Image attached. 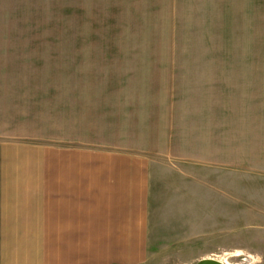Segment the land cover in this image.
Segmentation results:
<instances>
[{"label": "crops", "instance_id": "crops-1", "mask_svg": "<svg viewBox=\"0 0 264 264\" xmlns=\"http://www.w3.org/2000/svg\"><path fill=\"white\" fill-rule=\"evenodd\" d=\"M86 3L104 4H67ZM38 7L0 0V22L38 20ZM22 33L0 28V264L142 261L160 175L215 148L207 106L197 112L179 93V62L130 66L124 85L101 72L57 77L49 59L41 67L38 48L4 44ZM227 113L225 222L239 213L247 229H264V187L232 188L244 173L264 182V158L238 156V145L256 144L247 125L232 130ZM256 133L258 143L264 130Z\"/></svg>", "mask_w": 264, "mask_h": 264}, {"label": "rangeland", "instance_id": "rangeland-1", "mask_svg": "<svg viewBox=\"0 0 264 264\" xmlns=\"http://www.w3.org/2000/svg\"><path fill=\"white\" fill-rule=\"evenodd\" d=\"M95 1L39 0L38 20L2 21L0 28L22 29L25 36L5 37L4 44L38 48L41 67L49 59L57 77L101 72L105 79L115 74L124 85L130 66L179 62V93L197 112L207 106L215 148L199 150L196 161H179L178 172L160 175L151 197L145 258L135 264H195L208 258L264 264V229H247L239 213L232 214L231 226L225 222L223 165L225 110L232 130L247 125L246 138L256 144L239 143L238 156L250 162L264 158V145L258 147L264 134L254 141L264 130V0L67 4ZM256 176L244 173L243 180H233V190L261 191L264 182Z\"/></svg>", "mask_w": 264, "mask_h": 264}, {"label": "water", "instance_id": "water-1", "mask_svg": "<svg viewBox=\"0 0 264 264\" xmlns=\"http://www.w3.org/2000/svg\"><path fill=\"white\" fill-rule=\"evenodd\" d=\"M195 264H223V263L219 262L216 259H210V258H208V259H202V260L198 261Z\"/></svg>", "mask_w": 264, "mask_h": 264}, {"label": "built area", "instance_id": "built-area-1", "mask_svg": "<svg viewBox=\"0 0 264 264\" xmlns=\"http://www.w3.org/2000/svg\"><path fill=\"white\" fill-rule=\"evenodd\" d=\"M238 255L237 254H233L232 257H237ZM228 258V256L226 255V259ZM218 260V259H216ZM219 262L223 263V264H227L225 261H221V260H218ZM242 261H246L245 259H242Z\"/></svg>", "mask_w": 264, "mask_h": 264}]
</instances>
